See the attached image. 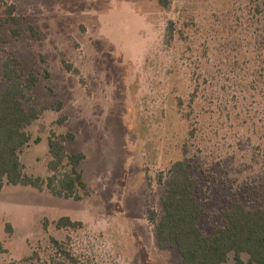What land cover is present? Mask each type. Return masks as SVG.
<instances>
[{
  "label": "rangeland",
  "instance_id": "rangeland-1",
  "mask_svg": "<svg viewBox=\"0 0 264 264\" xmlns=\"http://www.w3.org/2000/svg\"><path fill=\"white\" fill-rule=\"evenodd\" d=\"M11 5L22 19L18 27L7 21ZM259 6L251 0H169L167 8L160 0H0V93L9 57L25 77L34 72L41 79L25 104L44 110L27 130L25 172L50 176L54 131L69 154L86 155L81 171L88 184L81 201L6 186L0 264H49L52 239L67 243L79 264H182L176 250L159 248L148 219L150 211L162 215L168 171L179 161L191 165L198 181L206 234L224 225L223 212L234 202L264 210ZM62 217L83 228L58 230ZM35 253L41 260L24 262ZM234 263L232 254L226 264Z\"/></svg>",
  "mask_w": 264,
  "mask_h": 264
},
{
  "label": "trees",
  "instance_id": "trees-1",
  "mask_svg": "<svg viewBox=\"0 0 264 264\" xmlns=\"http://www.w3.org/2000/svg\"><path fill=\"white\" fill-rule=\"evenodd\" d=\"M261 2L264 10V0ZM160 5L167 8L169 0H160ZM15 5L5 10L7 21L14 27L22 24L16 15ZM15 37L17 28L12 29ZM169 39L176 34L175 24L168 27ZM50 74L47 73L49 78ZM5 90L0 93V196L6 186L31 187L40 192L48 190L57 198L81 201L82 192L88 190V184L81 171L86 160L84 153L69 154L66 144L51 131L48 139L50 161L47 178L29 176L25 172L21 153L32 138L28 128L43 115L42 108L28 109L26 102L34 100L33 91L41 79L32 72L27 77L21 70V64L15 57H9L3 67ZM70 141L75 135L69 134ZM38 141V140H37ZM166 194L162 199L163 213L149 212V221L157 234L158 246L162 251L176 250L182 264H226L234 254V264H264V210L247 209L240 202L223 212L224 225L211 235L201 228V221L206 210L197 197L198 181L192 176L191 165L179 161L172 165L165 181ZM58 230H79L83 223L62 217L57 223ZM55 252L49 264H79L78 258L65 242L52 239ZM243 255L249 256L247 263ZM41 260L39 253L24 262Z\"/></svg>",
  "mask_w": 264,
  "mask_h": 264
}]
</instances>
